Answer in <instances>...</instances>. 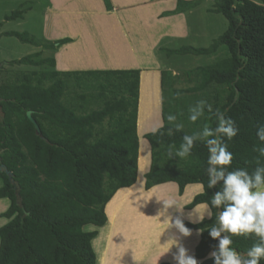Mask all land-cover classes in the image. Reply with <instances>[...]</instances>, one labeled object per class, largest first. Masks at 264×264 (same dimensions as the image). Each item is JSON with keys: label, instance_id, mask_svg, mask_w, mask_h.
Instances as JSON below:
<instances>
[{"label": "trees", "instance_id": "1", "mask_svg": "<svg viewBox=\"0 0 264 264\" xmlns=\"http://www.w3.org/2000/svg\"><path fill=\"white\" fill-rule=\"evenodd\" d=\"M103 3L106 11L113 9L110 0ZM189 6L178 0L176 8L162 16L181 13ZM212 11L227 21L218 38L208 47L182 46L166 53L210 55L223 48L225 56L199 67L198 86L186 90L220 86L217 103L211 110L205 107L204 115L195 122L200 129H177L164 122L158 132L145 135L151 151L146 190L175 183L182 195L187 185H203L204 192L196 194L184 206L186 210L210 204L222 182L207 187L204 142H195L187 158H168L167 153L179 148L184 135L202 130L205 124L214 128L217 111L230 117L238 129L235 137L224 140L233 156L228 170L244 168L252 173L264 166V156L254 150L264 146L256 135L257 128L264 125V0H215ZM22 16L21 9L14 10L5 20ZM1 35L41 50L7 62L39 69L15 73L0 82V157L12 175L10 180L0 171V199L9 200L1 214L8 221L0 227V264H96L91 242L97 231L83 228L102 227L107 221L105 205L119 189L137 181L140 70L57 71L53 53L71 42L70 38L40 41L27 31ZM69 80L82 92L67 100ZM27 111L41 136L36 135ZM222 208H213V216L202 222H184L187 229L200 231L194 248L197 264H213L209 253L218 240L209 236L208 228L216 224ZM232 240L230 247L240 253L259 242L254 234L232 236Z\"/></svg>", "mask_w": 264, "mask_h": 264}, {"label": "rangeland", "instance_id": "2", "mask_svg": "<svg viewBox=\"0 0 264 264\" xmlns=\"http://www.w3.org/2000/svg\"><path fill=\"white\" fill-rule=\"evenodd\" d=\"M154 1L156 2L154 3ZM177 1L110 0L113 9L110 12L107 11L108 13L106 12V15L110 16L109 18L116 13L129 15V19L125 21V29L122 30L125 36L117 37V41L120 42L125 38L126 41L135 39L137 43L136 37L139 35L136 34L141 29L143 34H149L146 38L147 42L150 39L151 45L146 46L149 52L139 49L140 46L138 48L136 43L133 45L138 68L148 70L143 75L141 103L137 105V115L138 106L140 108L139 114L140 110L142 112L141 120L137 116L138 130L139 127L145 129L142 135H138L140 130L137 132L136 129L142 157V167L138 164L136 178L140 183L138 182L137 187L131 190L132 192L126 196L121 204H117L118 207L120 206L117 208L119 211L116 208H113L112 211L110 202L105 205L104 211L108 219L105 224L108 228L105 224L102 228L93 225H91L93 227L86 225L83 228L85 231H97V238L95 237V239L98 240L91 242V244L93 243L92 249H97L93 250L96 256V264H161L163 262L176 264L174 255L177 254L178 248L181 246L186 249L188 255L195 258L194 248L199 240L198 231L188 229L189 234L184 235L175 226V222L178 223L179 220L183 226L184 222L197 223L195 220L200 213L201 205L191 210L184 209V206L189 203L188 190L197 184L188 185L185 195H178V187L175 183L162 184L157 189L147 191L143 189L146 173L140 174V170L144 167L149 171L151 162L150 145L145 135L151 133L153 127L163 125L164 122L174 126L182 124V129L189 131L200 129L195 122L193 123L188 119L189 107L199 100L206 101L205 107L207 105L213 107L219 99L217 93L222 92V87L215 84L208 86L203 91L186 92V90L198 86L200 82L199 67L213 64L225 56L223 48H219L210 55H168L166 50L182 46L208 47L214 39L226 30L227 21L221 14L212 11L215 0H183L190 5L183 12L162 16L164 12L173 11ZM251 1L261 3V0ZM100 5L105 9L103 0H0V64L3 62L0 65V82L8 76L15 75V73L39 69L24 65H11L7 62L41 50V47L22 43L15 37L1 34L5 31H27L40 41L47 40L50 42L65 38L58 35L57 39H46V37H54L51 24L55 11L60 16L57 23L58 32L61 34L68 33L74 37L72 44L62 46L64 49L59 54V63L62 66H75V54H78L80 58L86 55L87 60L90 57V61H95L99 56L97 39L103 38L102 34L100 35V32L97 31V33L92 34L85 33L82 37L84 26L80 19L83 15L90 14L95 20L92 19L91 22L88 21L87 23L95 25L97 20L103 19L102 16L105 15V11H101ZM20 9L23 12L22 18L5 20V16ZM184 12H186L187 23L191 27L193 26V30H196L190 36L187 35V38L178 34L183 29L180 25L183 24L184 15L182 13ZM136 13L139 15H134ZM135 22L137 23L134 26V29H137L136 32L133 31ZM103 29L107 28L103 27ZM169 31L173 33H168ZM163 32L165 33L162 34ZM175 33L178 34L177 37L174 36ZM106 39L110 41V38L106 37ZM83 41H85L86 50L82 49L79 44ZM44 54L47 55L48 52ZM129 58L130 56L121 61L119 69L136 68L128 62ZM73 83V80H69V87L65 95L67 100L82 92ZM179 90L185 91L176 93ZM169 114H174L177 117L176 121L169 122L167 119ZM163 115L166 116L165 120ZM138 120L141 121L139 124ZM167 157L174 156L167 153ZM122 191L120 189L119 192H116L117 195H114L112 199L114 197L116 199L118 195L123 193ZM169 203L172 206H167ZM8 206V199H0V227L8 221L1 216ZM111 216L113 221H110ZM87 226L90 228H86Z\"/></svg>", "mask_w": 264, "mask_h": 264}, {"label": "clouds", "instance_id": "3", "mask_svg": "<svg viewBox=\"0 0 264 264\" xmlns=\"http://www.w3.org/2000/svg\"><path fill=\"white\" fill-rule=\"evenodd\" d=\"M206 101L199 100L190 106L188 119L196 122L204 115ZM211 110V106L207 105ZM169 122L176 121L174 114L167 117ZM217 124L214 128L205 124L202 130L192 134L184 135L179 148L174 152L170 151V156L187 158L195 145V142L202 141L208 150L207 157V187L212 188L222 182L221 191L216 192L209 203L200 206V213L196 216L195 222H202L205 217H212V209H219L216 224L208 228L209 236L218 240L215 250L209 253L213 264H260L264 260V166L255 168L249 173L244 168L232 171L228 167L232 163V153L227 150L224 140H231L237 135L238 129L235 122L226 117L224 113L216 112ZM162 124L153 127L151 133L159 131ZM177 129L183 127L176 125ZM259 141L264 142V125L257 128L256 132ZM174 147V146H173ZM261 156H264V146L254 149ZM204 187L201 185V193ZM200 194V193H198ZM165 204V203H164ZM167 206H172L170 203ZM175 226L184 235L189 234L180 221L175 222ZM223 234V235H222ZM254 234L259 238L258 243H254L246 253H240L230 247L233 244L232 236H245ZM176 264H197V260L188 255L182 246L178 248L174 255Z\"/></svg>", "mask_w": 264, "mask_h": 264}, {"label": "crops", "instance_id": "4", "mask_svg": "<svg viewBox=\"0 0 264 264\" xmlns=\"http://www.w3.org/2000/svg\"><path fill=\"white\" fill-rule=\"evenodd\" d=\"M131 1H135V0H131ZM155 2L156 1H154V3ZM101 5H100L101 11L102 12L105 11L104 12L105 15L102 16L103 19L97 20L98 22L95 23V25L87 23L88 21L91 22L92 19H94V17L91 16L90 14H85L80 19V21L83 22V26H84V31H83L82 37H84L85 33L92 34V33H97V31L100 32V35L102 34L103 38H100L98 36L100 39H97V47H98V53H99L98 55L99 56L96 58L95 61H90V57L87 60L86 59L87 58L86 55H84L82 58H80L78 56V54H75V56H74V58H75V63H74L75 66H62V64L59 63V54H60L61 50L64 49V48H62V46L64 47V45L72 44L74 37L71 34H68V33L67 34H61L60 32H58L57 23L60 20L59 19L60 16H58V13L56 11L53 13L51 28H52V33H53L54 37H46V39H48V40L57 39L58 35H62V37L71 38V42L60 46L58 48V50H56L53 53V57L55 59V69L57 71H62V72H64V71H87V70H108V69L109 70H113V69H119V66H121V61L123 59H128V56H130V58H129L130 60L128 62H130L132 64V66H136V68H131V69H139L140 70L139 99H138V104L140 105V103H141L140 102V95H141V85H142L143 75H145L148 72V70L146 71V70H144L142 68H138V66H137V61H136L135 56H134L135 47H133V45L136 43L135 39H133V40L129 39L128 41H126V40H124L125 39L124 38L123 40H120V42L117 41V37H121V36L124 35V32L122 30L125 29V27H124L125 21L129 19L128 18L129 15L128 14L125 15L124 13H121V14L120 13H116L115 15L111 16V18H109L110 16L106 15L107 11L104 9V7L102 8ZM108 12H110V11H108ZM137 14L138 13H136L134 15H137ZM182 14L184 15L183 16L184 17L183 18V24H181L180 26L183 29L178 34H180L182 37H186L187 38V35L190 36V34L195 33L196 30H193V26L191 27L187 23L186 12H184ZM142 15H141V18H142ZM135 25H137L136 22L133 25V31L136 32L137 29L136 28L134 29ZM103 27L104 28L106 27L107 29L104 30ZM137 32L138 33L136 35H139L138 37H136V39L138 41L136 43L138 48L140 46L139 49H142V50H145V51L149 52V50L146 47L148 45H151L150 39H149V42H147L148 40L146 38L149 34L148 35L147 34L146 35L143 34L141 29L138 30ZM164 33L165 32H163L162 34H164ZM168 33L172 34L173 32L169 31ZM178 34L175 33L174 36L177 37ZM106 37L110 38V41H108L106 39ZM79 44L82 46L81 47L82 49L84 48L86 50L85 41H83L82 43H79ZM139 109L140 108L138 106V115L137 116H139ZM146 126H147V124H146ZM138 131L139 130H138V125H137V132ZM144 131H145L144 127L140 128V131L138 132V135H142ZM147 172H148L147 169H145V171L143 173H147ZM158 186L159 185H156V186L150 188L149 190L157 189ZM186 187H185L184 192H183L184 195H185V193L187 191ZM121 189H126V188H121ZM200 192H201V184H197V185L193 186L192 188H190L188 190V194L190 196L189 202L192 200L191 199L192 197H194L196 194H198ZM116 194L117 193H115L114 195H116ZM126 196H127V192L123 193L122 197L120 198V202H118V204H121V202L126 199ZM200 205H202V204H200ZM197 207H199V205H197L196 208ZM206 218H209V217L206 216ZM198 233H199V238H200V231H198Z\"/></svg>", "mask_w": 264, "mask_h": 264}, {"label": "bare ground", "instance_id": "5", "mask_svg": "<svg viewBox=\"0 0 264 264\" xmlns=\"http://www.w3.org/2000/svg\"><path fill=\"white\" fill-rule=\"evenodd\" d=\"M98 3H99V1H98ZM98 3H97V4H98ZM152 79H153V78H152ZM152 79H151V80H152ZM150 83H151V82H150ZM144 111H145V110H144ZM141 117H142V112H141V110H140V114H139V118H138V119L141 120ZM139 122H141V121L138 120V124H139ZM139 130H140V127H139ZM141 158H142V157H141V153H140V149H139V160H138V164H139V165H141V162H142V159H141ZM0 165H1V157H0ZM141 167H142V165H141ZM145 169H146L145 167H144V169H141V170H140V174H142V173L145 171ZM138 182L140 183V181L137 179V181L134 183V185H132V186L126 188V189H121V190H123L122 192H123V193H126V192H127V195L130 194V193L132 192L131 190H133L135 187H137ZM140 189H141V188H140ZM143 189L146 190L145 188H143ZM137 190H138V189H137ZM144 190H143V192H144ZM141 191H142V190H141ZM147 191H148V190H147ZM118 192H119V191H118ZM120 193H121V191H120ZM123 193H122V194H123ZM122 194L118 195V196L116 197V199H115V197H114L113 199L109 200L110 204L112 205V211H113V208H116V209H117V208L120 207V206L118 207L117 204H118V202H120V198L122 197ZM116 195H117V194H116ZM136 195H137V194H136ZM115 200H116V201H115ZM109 202H108V203H109ZM106 205H107V204H106ZM110 207H111V206H110ZM106 209H107V208H106ZM106 209H105V210H106ZM115 211H116V210H115ZM117 211H119V209H117ZM107 213H108V212H107ZM113 213H114V212H113ZM113 213H112V214H113ZM117 213H118V212H117ZM117 213H116V214H117ZM112 214H111V215H112ZM107 215H108V214H107ZM108 218H110V217H108ZM112 218H113V217L111 216L110 221H111V220L113 221ZM150 219H151V218H150ZM107 221H108V219H107ZM108 223H109V222H108ZM108 223H107V224H108ZM155 224H156V223H155ZM105 225H106V224H105ZM108 225H109V224H108ZM106 226H107V225H106ZM156 226H157V225H156ZM161 226H163V225H161ZM166 226H167V225H166ZM88 227H89V226H87L86 228H88ZM90 227H93V226L90 225ZM90 227H89V228H90ZM94 227H95V226H94ZM103 227H104V225H103ZM157 227H158V226H157ZM157 227H156V228H157ZM99 228H100V227H99ZM101 228H102V227H101ZM107 228H108V226H107ZM156 228H155V229H156ZM167 229L169 230V228H167ZM102 230H103V229H102ZM153 230H154V229H153ZM158 230H159V229H158ZM103 231H104V230H103ZM154 231H155V230H154ZM154 231H153V232H154ZM100 232L103 233L102 231H100ZM100 232H99V234H100ZM157 232H158V231H157ZM161 232H162V231H161ZM157 234H158V233H157ZM159 235H160V234H159ZM157 236H158V235H157ZM96 238H97V237H96ZM101 238H102V235H101ZM101 238H100V239H101ZM94 240L96 241V240H98V239H95V238H94V239H93V242H94ZM99 242H100V241H99ZM95 243H96V242H95ZM92 245H93V243H92ZM99 245H100V244H99ZM93 250L95 251V250H97V249L94 248ZM96 253H97V252H96ZM97 254H98V253H97ZM98 255H99V254H98ZM97 260H98V259H97ZM103 262H104V261H103ZM98 264H101V263H98ZM103 264H104V263H103Z\"/></svg>", "mask_w": 264, "mask_h": 264}, {"label": "water", "instance_id": "6", "mask_svg": "<svg viewBox=\"0 0 264 264\" xmlns=\"http://www.w3.org/2000/svg\"><path fill=\"white\" fill-rule=\"evenodd\" d=\"M26 116L29 119V121L34 125L36 135L41 136L40 128H39L38 124L36 123V121L32 118L31 111H27ZM0 171L6 172L9 176V179L10 180L12 179L11 173L7 171L6 167L3 164L0 165ZM12 183L15 184V182H13V181H12ZM15 189H16V193H18V187L16 186V184H15Z\"/></svg>", "mask_w": 264, "mask_h": 264}]
</instances>
